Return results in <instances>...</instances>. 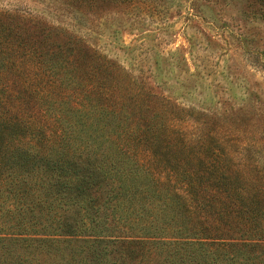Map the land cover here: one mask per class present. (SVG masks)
<instances>
[{
    "label": "trees",
    "instance_id": "1",
    "mask_svg": "<svg viewBox=\"0 0 264 264\" xmlns=\"http://www.w3.org/2000/svg\"><path fill=\"white\" fill-rule=\"evenodd\" d=\"M148 1L0 7V264H264V117L100 49Z\"/></svg>",
    "mask_w": 264,
    "mask_h": 264
},
{
    "label": "rangeland",
    "instance_id": "2",
    "mask_svg": "<svg viewBox=\"0 0 264 264\" xmlns=\"http://www.w3.org/2000/svg\"><path fill=\"white\" fill-rule=\"evenodd\" d=\"M38 1L0 0V7L43 9ZM152 4L153 12L146 8L136 17L126 13L116 20L111 15L105 30L111 36L99 44L100 49L136 74H148L156 65L162 71L168 68L162 77L164 83L174 84L173 95L179 101L196 106L203 98L205 107L212 109L223 107L219 102L226 100L240 105L241 118L235 124L250 135L259 125L255 118L264 117V17L243 12L245 0L194 4L153 0Z\"/></svg>",
    "mask_w": 264,
    "mask_h": 264
}]
</instances>
